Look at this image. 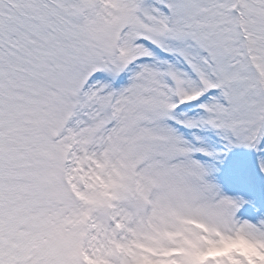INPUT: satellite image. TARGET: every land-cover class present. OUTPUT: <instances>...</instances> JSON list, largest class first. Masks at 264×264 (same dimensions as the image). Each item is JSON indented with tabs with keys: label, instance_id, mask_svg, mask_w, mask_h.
<instances>
[{
	"label": "snow or ice",
	"instance_id": "snow-or-ice-1",
	"mask_svg": "<svg viewBox=\"0 0 264 264\" xmlns=\"http://www.w3.org/2000/svg\"><path fill=\"white\" fill-rule=\"evenodd\" d=\"M0 264H264V0H0Z\"/></svg>",
	"mask_w": 264,
	"mask_h": 264
}]
</instances>
